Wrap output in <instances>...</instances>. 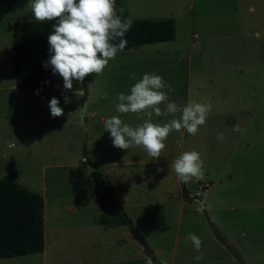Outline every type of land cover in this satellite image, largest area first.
I'll use <instances>...</instances> for the list:
<instances>
[{"label":"rangeland","instance_id":"rangeland-1","mask_svg":"<svg viewBox=\"0 0 264 264\" xmlns=\"http://www.w3.org/2000/svg\"><path fill=\"white\" fill-rule=\"evenodd\" d=\"M28 2L0 0V177L44 197L45 248L0 264H264V0H116L124 18H173L174 38L124 49L101 75L67 91L58 74L51 86L15 84L11 25L34 20ZM146 73L171 85L163 89L168 102L212 105L196 135L171 132L154 160L140 147H114L104 128L112 116L132 127L149 118L116 111L118 95ZM53 97L61 117L51 116ZM171 118L151 116L160 124ZM237 124L243 134L233 131ZM192 150L205 178L184 184L170 164ZM94 167L130 223L114 224L115 209L99 204ZM189 232L202 240L200 252L186 241Z\"/></svg>","mask_w":264,"mask_h":264},{"label":"clouds","instance_id":"clouds-1","mask_svg":"<svg viewBox=\"0 0 264 264\" xmlns=\"http://www.w3.org/2000/svg\"><path fill=\"white\" fill-rule=\"evenodd\" d=\"M26 9L38 23L56 21L47 37L50 58L44 62V67H51L53 74L63 79V88L73 89V82L83 84L86 77L92 74L101 75L109 62L127 46L126 33L131 29L133 20L124 18V8L116 7V0H29ZM132 79H136L133 72ZM163 89L171 90V85L163 77L154 73H146L142 79L130 89V94L121 92L118 95L116 111L120 114L144 113L148 116L143 123L135 127L125 123L119 116H112L105 122V131L110 132L113 146L120 150L140 147L148 156L159 159L166 147L165 141L173 131L196 135L199 128L205 125L212 110L211 103L189 101L180 107L175 102H168V96ZM84 94L83 90L76 92ZM38 94V93H37ZM66 103H71L68 96ZM107 99V96H105ZM165 104L162 111L160 105ZM56 97L50 100L49 108L53 118L64 115ZM85 108L82 104L78 111ZM177 113L179 116L177 117ZM152 114L157 117L170 115L172 118L163 124L154 123ZM233 131L244 133L238 124ZM217 139L223 140L224 134L219 133ZM171 173L184 184L193 179L200 181L205 178L201 154L195 150L185 151L172 160ZM200 252L202 240L192 232L185 237ZM203 254L194 259L199 262ZM147 264H153L148 258ZM160 264H168L161 259Z\"/></svg>","mask_w":264,"mask_h":264},{"label":"trees","instance_id":"trees-1","mask_svg":"<svg viewBox=\"0 0 264 264\" xmlns=\"http://www.w3.org/2000/svg\"><path fill=\"white\" fill-rule=\"evenodd\" d=\"M126 33L125 49L144 43L173 39V18L132 19ZM56 21L38 23L35 20L15 21L12 29V49L15 84L17 87H41L53 84L51 67L44 62L50 58L47 37ZM88 82V77L84 80ZM94 191L102 206L115 209L114 224L130 223L123 205L111 192L103 172L91 170ZM45 248V199L44 197L9 177H0V258L42 252Z\"/></svg>","mask_w":264,"mask_h":264},{"label":"water","instance_id":"water-1","mask_svg":"<svg viewBox=\"0 0 264 264\" xmlns=\"http://www.w3.org/2000/svg\"><path fill=\"white\" fill-rule=\"evenodd\" d=\"M84 109H85V108H84ZM82 117H84V112L82 113ZM203 193H205V192L203 191ZM196 200H198V201L201 203V205H202L203 207L205 206V204L203 203V201H202L201 199L196 198ZM132 231H133V235H134V237H135V238L140 242V244L142 245V247H143V251H144L146 254H148V255H152V254H154V250L149 246V244H148L146 238L142 235V233H141L138 229H136V228L132 229Z\"/></svg>","mask_w":264,"mask_h":264}]
</instances>
